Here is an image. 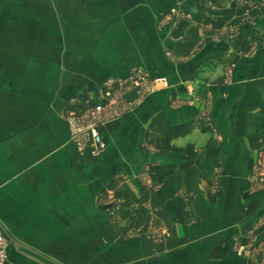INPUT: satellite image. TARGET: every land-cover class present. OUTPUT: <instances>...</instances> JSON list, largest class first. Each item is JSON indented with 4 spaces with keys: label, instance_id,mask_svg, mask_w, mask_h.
<instances>
[{
    "label": "crops",
    "instance_id": "1",
    "mask_svg": "<svg viewBox=\"0 0 264 264\" xmlns=\"http://www.w3.org/2000/svg\"><path fill=\"white\" fill-rule=\"evenodd\" d=\"M115 5L129 22L140 16L149 39L131 27L119 58L98 55L78 79L95 88L91 79L139 57L170 86L142 97L126 91L134 107L102 126L98 157L78 154L56 115L39 113L26 129L17 109L10 134L0 118V226L25 246L11 261L264 264V0ZM177 9L190 19L157 24ZM0 77L9 93L13 81Z\"/></svg>",
    "mask_w": 264,
    "mask_h": 264
},
{
    "label": "rangeland",
    "instance_id": "2",
    "mask_svg": "<svg viewBox=\"0 0 264 264\" xmlns=\"http://www.w3.org/2000/svg\"><path fill=\"white\" fill-rule=\"evenodd\" d=\"M116 1L0 0V76L4 75L14 83L9 93H5L6 84L0 80V87L4 89V93L0 92V118L9 119V123H5L8 134L18 129L14 125L17 109L20 112L24 109L26 129L31 127L30 121L37 119L39 113L49 115L51 120L56 115L57 121L67 125L76 152L96 157L91 154L93 143L90 135L86 129L83 130L88 123L89 110L97 104L103 106L98 131L106 144L102 126L120 119L134 107L125 100L126 91L135 90L142 97L163 88L158 82L153 83L155 87L150 90L151 82L160 75L149 73L139 57L136 62L118 64L117 70L124 67L120 74L91 79L93 83L96 81L95 88L87 86L89 79H78V68L92 70L97 60L105 56L107 59L119 58L118 51L123 50L119 47L120 42H129L131 27L141 26L140 16L129 22L125 20L127 16L117 14ZM177 10H171L160 18L156 16L157 24L177 25L182 19H190L183 10ZM148 26L145 23L141 26V33L147 39ZM226 30L230 31L223 28L215 30V34L220 36ZM140 39L139 36L136 38L138 42ZM97 42H101L98 47ZM98 55L105 56L98 59ZM166 56L177 59L170 52H166ZM82 57H86L85 62L81 61ZM106 63L109 65L110 62ZM167 81L168 86L164 88L170 86ZM119 88L124 89L120 93L122 96L116 95ZM13 151V147L5 151L7 160L13 157L10 155ZM112 205L118 209L119 200ZM3 236L7 255L5 264H17L10 257L15 258L17 255L12 253L17 249L20 253L22 249L14 240L23 243L22 240L9 239L4 232Z\"/></svg>",
    "mask_w": 264,
    "mask_h": 264
},
{
    "label": "built area",
    "instance_id": "3",
    "mask_svg": "<svg viewBox=\"0 0 264 264\" xmlns=\"http://www.w3.org/2000/svg\"><path fill=\"white\" fill-rule=\"evenodd\" d=\"M158 82L161 83V86L163 88L168 86L167 79L163 76H160L153 79V82H151L152 84L150 85V90L154 89L155 87L153 83H158ZM123 90H124L123 88H119L118 90H116V95H119ZM148 91H149V87H148ZM120 96L122 95L120 94ZM102 109L103 106L101 104H97L94 107H92L87 114L88 123L86 124V126L85 125L83 126L84 127L83 130L86 129L88 131L93 143L91 154L96 157L100 156L106 149V144L98 131V124L103 118L101 117ZM5 246H6L5 239L3 236L2 229L0 227V264H5L7 260Z\"/></svg>",
    "mask_w": 264,
    "mask_h": 264
},
{
    "label": "water",
    "instance_id": "4",
    "mask_svg": "<svg viewBox=\"0 0 264 264\" xmlns=\"http://www.w3.org/2000/svg\"><path fill=\"white\" fill-rule=\"evenodd\" d=\"M14 242L16 243V241L14 240ZM19 246H21L22 248H25V246L24 245H22V244H19ZM29 251H32V250H30L29 249ZM33 253H35L36 255H38V256H40V257H43V258H45L44 256H42V255H39L38 253H36V252H34V251H32ZM45 259H47V258H45ZM48 261H49V259H47Z\"/></svg>",
    "mask_w": 264,
    "mask_h": 264
},
{
    "label": "bare ground",
    "instance_id": "5",
    "mask_svg": "<svg viewBox=\"0 0 264 264\" xmlns=\"http://www.w3.org/2000/svg\"><path fill=\"white\" fill-rule=\"evenodd\" d=\"M1 227V226H0ZM2 229V228H1ZM3 231V230H2Z\"/></svg>",
    "mask_w": 264,
    "mask_h": 264
}]
</instances>
